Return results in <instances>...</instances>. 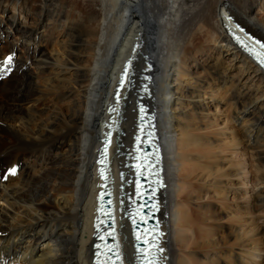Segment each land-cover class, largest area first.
<instances>
[{"label":"bare ground","instance_id":"bare-ground-1","mask_svg":"<svg viewBox=\"0 0 264 264\" xmlns=\"http://www.w3.org/2000/svg\"><path fill=\"white\" fill-rule=\"evenodd\" d=\"M11 7L25 20L8 18ZM0 13V264H92L95 162L138 40L135 87L111 147L118 185L149 55L169 263L264 264V74L225 28L233 16L264 41V0H0ZM11 35L22 41L16 59ZM234 69L243 82L228 77ZM222 94L228 123L209 111ZM119 230L132 263L125 221Z\"/></svg>","mask_w":264,"mask_h":264},{"label":"rangeland","instance_id":"rangeland-1","mask_svg":"<svg viewBox=\"0 0 264 264\" xmlns=\"http://www.w3.org/2000/svg\"><path fill=\"white\" fill-rule=\"evenodd\" d=\"M259 10V8H257L256 9V11H258ZM141 12V11H140ZM142 13V12H141ZM12 14H15L16 15V17H17V20H19V22H20V20H25V18L24 17H22V16H20L19 15V13H18V11L16 10V12L14 11V9H13V7H11V8H9V12H8V14H7V16H8V18H11V15ZM1 18H3L2 16H1V13H0V19ZM29 20H31V18L29 19ZM12 36V35H11ZM6 38L5 37H2L1 39H0V51L2 52V53H4L5 52V42H6V40H5ZM8 42H10V44H12L13 46H15V48L18 50L17 51V53H15L14 54V58L16 59L17 58V55H19V53H21V51H23L22 50V41L21 40H19V39H17V36H12V37H10L9 38V40H8ZM13 42V43H12ZM146 42V41H145ZM4 45V46H3ZM23 47H25V45H23ZM37 45H35V44H33V45H30V49L32 48H34V49H37ZM40 47L42 48V49H44V48H46V45L43 43V44H41L40 45ZM206 47H210V46H206ZM9 48V47H8ZM7 49V48H6ZM211 49V48H210ZM46 51L47 52H49V51H51L50 49L48 50V49H46ZM205 57H201V59H200V62H201V65L204 63V62H202L203 61V59H204ZM230 60V57H229V59L227 60V62L225 63V65H227V63L229 64V61ZM29 67V66H28ZM30 68V70H31V72L33 73V72H35V73H37L36 71V69L34 68V67H29ZM200 71H202L203 72V76L204 77H208V74H207V72L204 70V69H201ZM238 73V69H234L231 73H229V78H235V81L236 80H241V82H243V80H244V78H241L239 75L237 76L236 74ZM221 93V92H220ZM220 93H218V94H220ZM221 96V95H220ZM207 97H209V96H207ZM218 97V96H217ZM220 101H218L217 103H214V105H211L212 103L210 102V107H209V111H211V112H218L217 113V116L218 115H221V119L223 120V122L222 123H224L225 121L227 122V120H228V118H230V117H232L233 116V112H232V107L230 106V104H231V101H230V99H228L227 98V96H224L223 94H222V96L220 97V99H219ZM208 101H210V98L208 99ZM231 107V108H230ZM229 111V112H228ZM231 113V114H230ZM230 114V115H229ZM228 117V118H227ZM228 123V122H227ZM229 126H230V124H228ZM123 140H125V138L123 139ZM241 153V152H240ZM242 154V153H241ZM248 159V158H247ZM249 190L251 189V187H247Z\"/></svg>","mask_w":264,"mask_h":264},{"label":"water","instance_id":"water-1","mask_svg":"<svg viewBox=\"0 0 264 264\" xmlns=\"http://www.w3.org/2000/svg\"><path fill=\"white\" fill-rule=\"evenodd\" d=\"M234 29H235L236 31H238V28L234 27ZM137 43H138V42H137ZM137 48H138V47H137ZM138 93L142 94V96H143V97L140 98V100H142L144 104L148 105L149 103L147 102V97L145 96V94H144L143 92H138ZM117 108H118V106H116V105H112V109H113V111L110 112V115H111L112 118H114V119L117 118V116H116V113H117V110H118ZM112 124H113V122H112Z\"/></svg>","mask_w":264,"mask_h":264}]
</instances>
